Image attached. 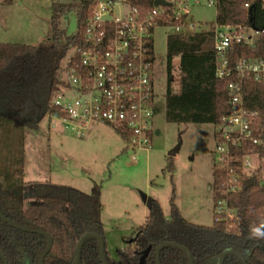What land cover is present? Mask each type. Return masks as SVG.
<instances>
[{"label":"trees","instance_id":"obj_1","mask_svg":"<svg viewBox=\"0 0 264 264\" xmlns=\"http://www.w3.org/2000/svg\"><path fill=\"white\" fill-rule=\"evenodd\" d=\"M97 0L53 2L52 29L49 43L0 41V209L20 225L41 228L54 236V244L45 257V264H75L81 237L88 231L99 233L105 241L108 264H141L145 250L146 264H158L157 248L164 241L187 246L194 264H264V238L252 239L250 229L264 231V179L261 172L243 177L241 160L245 148L234 151L232 168L241 187L227 190V170L214 165L215 200L226 197L237 215L221 217L213 224L189 220L175 199L168 216L159 199L153 198L144 224L130 237V242L114 255L109 249L102 220L103 203L100 191H84L69 184H54L46 192L32 197L27 194L34 181L25 179L26 127L39 123L54 109L52 100L61 81L62 58L74 45L83 43L82 29ZM12 2V0H6ZM143 11L155 7V0H128ZM246 2H251L247 7ZM217 22L206 29L173 31L168 37V89L166 117L170 122L219 123L230 112L228 79L216 74V24L254 26L264 29L263 0H218ZM159 21L162 25L184 23L189 14H174ZM74 12L78 31L69 35L61 17ZM231 64L242 58L264 57V31L252 46L236 42L229 49ZM180 56V75H174L175 59ZM247 105L261 114L264 123V82L246 83ZM127 140L128 132L118 131ZM176 168L173 155L166 167ZM41 206L46 217L33 207ZM32 207V208H31ZM60 226H64V239ZM100 238H86L78 264H104ZM48 245V236L24 230L0 215V264H40ZM224 253H227L223 258ZM161 264H191L187 249L169 244L160 252Z\"/></svg>","mask_w":264,"mask_h":264},{"label":"rangeland","instance_id":"obj_2","mask_svg":"<svg viewBox=\"0 0 264 264\" xmlns=\"http://www.w3.org/2000/svg\"><path fill=\"white\" fill-rule=\"evenodd\" d=\"M54 1L0 0V41L49 43ZM188 1L186 27L190 28L192 22L195 29H206L217 22V5ZM60 21L68 28L69 35L78 31L76 13L62 16ZM173 30L172 26L158 25L154 33L158 109L153 116V147L135 149L113 126L104 122L91 124L82 134L52 116H45L38 128L26 127L25 179L35 182L27 189L30 199L54 184H69L88 192L99 190L102 220L114 255L144 224L153 198L160 200L168 216L174 198L189 220L209 225L215 220L213 183L218 125L170 122L166 117L167 49ZM70 50L62 58L60 76ZM179 66L180 56H177L174 68L177 78ZM181 140V147L173 156L176 168L171 172L166 168L169 151ZM38 209L37 212L46 215L41 206L32 208ZM59 230L64 239V226Z\"/></svg>","mask_w":264,"mask_h":264},{"label":"built area","instance_id":"obj_3","mask_svg":"<svg viewBox=\"0 0 264 264\" xmlns=\"http://www.w3.org/2000/svg\"><path fill=\"white\" fill-rule=\"evenodd\" d=\"M194 1L217 5L218 0ZM189 6L188 0H168L143 11L128 0H97L82 29L83 43L71 47L52 100L54 109L46 116L79 134L95 122H104L128 132L126 141L135 149L153 147V116L158 109L155 29L162 25L159 21L172 15V8L180 18L189 12ZM169 26L180 32L195 28L192 22L190 28L187 22ZM215 29L216 74L228 79L230 112L217 123L214 165L227 170L225 185L229 191L241 187L232 168L237 148H245L238 158L243 177L261 172L264 179V123L260 112L250 108L246 99L247 81L264 82V57L242 58L231 64L228 54L236 42L256 45L264 29L234 24H216ZM214 212L216 219L229 220L236 217L237 208L226 197H219Z\"/></svg>","mask_w":264,"mask_h":264},{"label":"water","instance_id":"obj_4","mask_svg":"<svg viewBox=\"0 0 264 264\" xmlns=\"http://www.w3.org/2000/svg\"><path fill=\"white\" fill-rule=\"evenodd\" d=\"M166 3H168V0H155V4L156 5L166 4ZM181 144H182V140L174 148H172L169 151V155H173L174 156L178 152V150L180 149ZM0 215L4 219H6L8 222H10L11 224H13L15 226H18V227H21L24 230L32 231V232H41V233H44V234H46L48 236V245H47L46 249L43 251V253L41 255V258H40V264H45V257L47 255V253L51 250V248L53 247V244H54V236H53V234L50 233L49 231L43 230L41 228H33V227L20 225L19 223L15 222L13 220H10L8 217H6L1 209H0ZM91 235H95V236H98L100 238L102 260H103L104 264H108L106 256H105V241L102 238V236L99 233L95 232V231H88L81 237V239L79 241V245H78V250H77V256H76L75 264H78V262H79L81 251H82V248H83V245H84V242H85L86 238L91 236ZM169 244L178 245V246H181V247L187 249V251L189 253V256H190V259H191V264H194L193 256H192V253H191L190 249L187 246H185L184 244H181V243L176 242V241H164L158 246V248H157L158 264H161V261H160L161 249L164 246L169 245ZM150 249H151V247H148L145 250L143 256L141 257V264H146L145 263V259H146L147 254L149 253ZM226 254L227 253H224L223 258L225 257ZM5 259H6V264H9L8 259L6 257H5Z\"/></svg>","mask_w":264,"mask_h":264},{"label":"clouds","instance_id":"obj_5","mask_svg":"<svg viewBox=\"0 0 264 264\" xmlns=\"http://www.w3.org/2000/svg\"><path fill=\"white\" fill-rule=\"evenodd\" d=\"M249 237L252 239L264 238V231H262L259 227H253L250 229Z\"/></svg>","mask_w":264,"mask_h":264},{"label":"crops","instance_id":"obj_6","mask_svg":"<svg viewBox=\"0 0 264 264\" xmlns=\"http://www.w3.org/2000/svg\"><path fill=\"white\" fill-rule=\"evenodd\" d=\"M109 244V243H108Z\"/></svg>","mask_w":264,"mask_h":264}]
</instances>
